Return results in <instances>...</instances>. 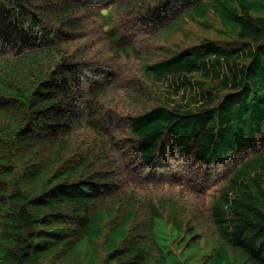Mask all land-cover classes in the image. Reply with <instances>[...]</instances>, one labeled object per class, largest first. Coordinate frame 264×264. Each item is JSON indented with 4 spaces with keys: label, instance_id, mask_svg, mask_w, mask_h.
Here are the masks:
<instances>
[{
    "label": "trees",
    "instance_id": "16d2710c",
    "mask_svg": "<svg viewBox=\"0 0 264 264\" xmlns=\"http://www.w3.org/2000/svg\"><path fill=\"white\" fill-rule=\"evenodd\" d=\"M120 11L165 43L138 48ZM92 14L139 62L124 96L144 170L226 166L206 212L120 178L102 106L123 88L90 69ZM0 264H264V0H0Z\"/></svg>",
    "mask_w": 264,
    "mask_h": 264
},
{
    "label": "rangeland",
    "instance_id": "374dc122",
    "mask_svg": "<svg viewBox=\"0 0 264 264\" xmlns=\"http://www.w3.org/2000/svg\"><path fill=\"white\" fill-rule=\"evenodd\" d=\"M115 9V8H114ZM105 12V10H104ZM146 12L130 16L123 11L114 12V19L120 29L137 45L138 48L147 50H157L159 45L165 43L164 39L157 37L154 28L147 22ZM91 32L88 44L93 46L90 55V69H100L102 71L111 70L117 73L121 81V95L108 96L103 103L104 121L111 124L113 135L116 137L118 147L115 149L119 159L120 178L125 181L126 186L140 191L145 188L153 196L167 195L177 197L181 202L188 203L193 208H200L206 212L210 201L216 196L226 179V166H205L197 164L188 158L176 157V160H168L165 167L144 170V164L139 155L136 154L134 146L128 145L127 118L135 111L126 100V91L130 85L139 79L138 60L135 57L125 54H116L109 46H105V26L94 20L97 18L89 16ZM187 30L191 37L203 36L204 34L195 25H187ZM176 36L170 39L169 46L181 40Z\"/></svg>",
    "mask_w": 264,
    "mask_h": 264
}]
</instances>
